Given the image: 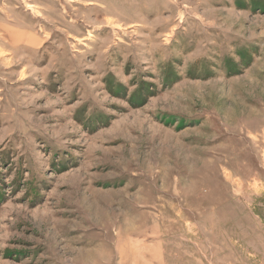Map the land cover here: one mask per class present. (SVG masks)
<instances>
[{
    "label": "rangeland",
    "instance_id": "obj_1",
    "mask_svg": "<svg viewBox=\"0 0 264 264\" xmlns=\"http://www.w3.org/2000/svg\"><path fill=\"white\" fill-rule=\"evenodd\" d=\"M0 264H264V0H0Z\"/></svg>",
    "mask_w": 264,
    "mask_h": 264
},
{
    "label": "bare ground",
    "instance_id": "obj_2",
    "mask_svg": "<svg viewBox=\"0 0 264 264\" xmlns=\"http://www.w3.org/2000/svg\"><path fill=\"white\" fill-rule=\"evenodd\" d=\"M29 7H30V6H29ZM29 7H28V8H29Z\"/></svg>",
    "mask_w": 264,
    "mask_h": 264
}]
</instances>
